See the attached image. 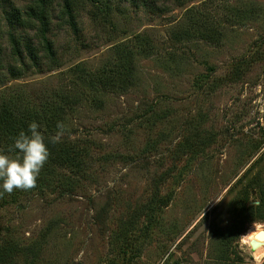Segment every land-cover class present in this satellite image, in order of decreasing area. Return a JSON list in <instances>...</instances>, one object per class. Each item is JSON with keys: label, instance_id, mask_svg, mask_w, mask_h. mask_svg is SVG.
Returning <instances> with one entry per match:
<instances>
[{"label": "rangeland", "instance_id": "1", "mask_svg": "<svg viewBox=\"0 0 264 264\" xmlns=\"http://www.w3.org/2000/svg\"><path fill=\"white\" fill-rule=\"evenodd\" d=\"M32 1L0 0V112L61 104V144L89 157L3 195L8 264H264L245 242L264 230V0H45L57 64L13 77L8 36L40 45L7 16ZM122 66L134 86L102 89Z\"/></svg>", "mask_w": 264, "mask_h": 264}, {"label": "trees", "instance_id": "2", "mask_svg": "<svg viewBox=\"0 0 264 264\" xmlns=\"http://www.w3.org/2000/svg\"><path fill=\"white\" fill-rule=\"evenodd\" d=\"M72 5L73 4L70 1L65 3L62 10V19H65L70 26L74 28L76 25ZM27 8L25 18L23 16L24 13L22 12H11L10 15L7 16V22L11 27L14 28V26H16L22 29L24 28L36 31L35 38L39 41L40 45V48L38 49L33 48L31 45H27L23 51L21 48V41L17 39L14 34H10L8 36L12 59L21 63V68L19 70L12 69L11 75L19 78L25 72L31 69L40 68L45 63H48L47 65L50 63L52 68H54L57 64L52 43L47 38L50 4L48 3L47 5L45 0H33ZM1 25L2 23L0 22V39L2 35ZM127 55L130 56L131 53H128ZM125 61H128V59L125 58L124 63ZM3 62H5V55L0 46V68H2ZM124 63L121 65H124ZM120 70V73L118 75H114L112 80H109L106 83L101 82V88L114 92L115 94H126L128 90L134 86V75H132L133 72L127 73L125 67L123 66ZM67 95L68 93L64 95L62 100V102L64 101V105L68 104L69 107L66 108L72 110L74 106L77 107L80 105L74 101H72L73 103H68L67 100L69 97L67 98ZM19 99L11 101L15 107L13 110L5 107L0 112V152L8 155L17 154L18 150L14 149V139L18 136L20 131H25L27 133L29 124L35 121L38 125H40L39 130L45 136L46 143H48L47 146L49 148L50 155L47 163L41 171L46 174L49 180L64 184L63 180L65 177L58 173V165L67 167L72 172L76 171L77 173L84 170V168L87 167L86 160H88L89 153L85 150L82 139L79 138L77 141H69L65 144H61V142L52 144L48 140L52 134L56 133L57 122H65L67 116L64 112L65 108H62L61 104L55 103L50 107L46 106L44 109L40 106L39 110H42L39 111L37 109V111H35L36 108H31L26 105L22 106V101ZM42 180L43 179L38 177L37 186L27 192L43 189L45 184ZM20 191L21 190H18V192L13 194L11 198L16 200ZM262 198L263 206L259 209L264 208V195ZM7 206H9V201L0 198V209H4ZM12 249V246L6 248L4 246V241H0V264H8V261L11 258L10 253Z\"/></svg>", "mask_w": 264, "mask_h": 264}, {"label": "clouds", "instance_id": "3", "mask_svg": "<svg viewBox=\"0 0 264 264\" xmlns=\"http://www.w3.org/2000/svg\"><path fill=\"white\" fill-rule=\"evenodd\" d=\"M39 128L40 125L33 121L29 124L27 133L19 132L14 139L17 154L0 152V198L5 193L12 194L16 190L30 191L37 186L40 172L50 155L45 136ZM56 128V133L48 138L52 144L61 142L68 131L63 122H57Z\"/></svg>", "mask_w": 264, "mask_h": 264}, {"label": "bare ground", "instance_id": "4", "mask_svg": "<svg viewBox=\"0 0 264 264\" xmlns=\"http://www.w3.org/2000/svg\"><path fill=\"white\" fill-rule=\"evenodd\" d=\"M262 226H253L247 233V236L245 238V242L247 243H251L253 241H255L257 243V246L254 249V252H257V259H260L263 254H264V239L263 240H259L256 238V236L260 233V232H264V230H262Z\"/></svg>", "mask_w": 264, "mask_h": 264}, {"label": "water", "instance_id": "5", "mask_svg": "<svg viewBox=\"0 0 264 264\" xmlns=\"http://www.w3.org/2000/svg\"><path fill=\"white\" fill-rule=\"evenodd\" d=\"M256 238L259 239V240H263V239H264V232H260V233L256 236ZM250 244H251L253 250H254L255 247L257 246V243H256L255 241L251 242Z\"/></svg>", "mask_w": 264, "mask_h": 264}]
</instances>
